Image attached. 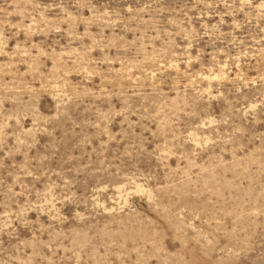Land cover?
I'll use <instances>...</instances> for the list:
<instances>
[{
  "label": "rangeland",
  "instance_id": "rangeland-1",
  "mask_svg": "<svg viewBox=\"0 0 264 264\" xmlns=\"http://www.w3.org/2000/svg\"><path fill=\"white\" fill-rule=\"evenodd\" d=\"M0 264H264V0H0Z\"/></svg>",
  "mask_w": 264,
  "mask_h": 264
}]
</instances>
